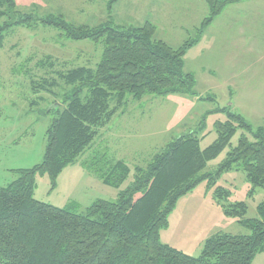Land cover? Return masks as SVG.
Listing matches in <instances>:
<instances>
[{
	"label": "trees",
	"instance_id": "trees-1",
	"mask_svg": "<svg viewBox=\"0 0 264 264\" xmlns=\"http://www.w3.org/2000/svg\"><path fill=\"white\" fill-rule=\"evenodd\" d=\"M118 1L109 0L110 14ZM235 1L207 0L210 14L197 29V37L177 49L157 40V27L150 22L142 27L90 28L74 27L63 18L25 15L0 26V48L13 27L31 28L38 23L60 29L69 39L104 42L95 68L80 67L58 72V79L33 82L34 91L53 93L60 81L67 88L62 103L50 109L56 117L47 130L43 162L16 170L18 179L0 186V264H253L264 253V201L257 207L259 217L249 219L245 202L224 204L232 192L222 187L215 189L213 199L248 234L217 233L204 242L199 256L162 241L180 199L200 184L212 188L223 174L237 171L251 184L250 196L264 189V125L255 129L228 108L210 112L226 115L225 121L215 122L218 137L212 145L202 149L203 127L175 138L146 168L135 167L133 181L116 201L99 200L78 213L74 207L61 208L35 198L37 176L48 175L54 190L62 172L80 160L128 96L135 100L147 95L197 97L196 76L185 70V56ZM16 8V0H0V18L13 16ZM239 130L244 133L233 147ZM228 148L218 170L206 172L209 163ZM88 166L105 184L118 189L132 174L125 161L107 156L93 159Z\"/></svg>",
	"mask_w": 264,
	"mask_h": 264
},
{
	"label": "rangeland",
	"instance_id": "rangeland-1",
	"mask_svg": "<svg viewBox=\"0 0 264 264\" xmlns=\"http://www.w3.org/2000/svg\"><path fill=\"white\" fill-rule=\"evenodd\" d=\"M108 2L16 0V13L12 18H0V26L25 15L36 19L53 16L74 27L90 28L142 27L150 22L157 27L156 39L177 49L197 37V29L210 14L207 0H119L112 14ZM103 51V41H76L65 37L60 29L40 23L31 28L15 26L6 33L0 48L1 187L18 179L16 170L43 162L47 130L56 117L50 109L62 103L67 88L60 81V87L54 88L53 93L34 91V83L58 79V72L80 67L93 69ZM185 70L196 76L197 97L147 95L135 100L128 96L126 105L100 130L80 160L62 172L54 190L48 175L37 176L35 198L61 208L74 207L78 213H85L99 200L116 201L120 191L133 181L135 167L146 168L153 156L175 138L203 127L201 136L206 137L201 147L212 145L218 137L215 122L226 120L223 113H210L217 109H231L255 129L263 126L264 0H237L229 4L186 54ZM207 97H213L214 101L204 100ZM243 133L238 131L232 140L233 147ZM229 151L228 148L209 163L206 172L218 170ZM106 156L123 160L132 169L131 177L120 189L105 184L88 166L93 159ZM217 187L232 192L225 205L245 202L247 218L259 217L257 207L264 201V189L258 188L250 196L251 184L245 174L232 171L223 174L216 186L210 188L202 183L180 199L169 218L170 227L161 234L164 243L178 249L179 217L190 224L185 232L189 230L198 236L197 245L191 247V256L200 255L202 241L211 233L221 230L248 234L234 218L221 213L229 220L226 226L217 219L213 203ZM253 264H264V254L258 255Z\"/></svg>",
	"mask_w": 264,
	"mask_h": 264
},
{
	"label": "crops",
	"instance_id": "crops-1",
	"mask_svg": "<svg viewBox=\"0 0 264 264\" xmlns=\"http://www.w3.org/2000/svg\"><path fill=\"white\" fill-rule=\"evenodd\" d=\"M214 200V199H213ZM214 205L217 207V208H214V211H215V214H216V216H217V219H219V220H221V221H219L223 226H226V225H228V219L227 218H225V216H222V214L224 215V213H223V211H222V209H221V207L220 206H218L217 205V203L215 202V200H214ZM216 209H219V210H216ZM222 213V214H221ZM231 221V220H230ZM212 222H214V221H211V223ZM187 224H189V223H187L186 221H183V220H181V218L179 217V219H178V231H179V244L177 245V247H178V249H180L181 248V250L183 251V252H185V253H187V254H191V251H192V249H191V247H195L196 245H197V242L199 241L198 240V236H197V234L195 235L194 233H190L189 232V230L187 231V233L185 232V230H186V225ZM190 225V224H189ZM226 228V227H225ZM217 233H228V232H226V231H217V232H215V233H211V234H209V236L208 237H206L205 239H204V241H202V244H204V242L208 239V238H210L211 236H213V235H215V234H217ZM182 239V240H181ZM203 247V246H202ZM262 254H264V253H261V254H259V256L260 255H262Z\"/></svg>",
	"mask_w": 264,
	"mask_h": 264
}]
</instances>
